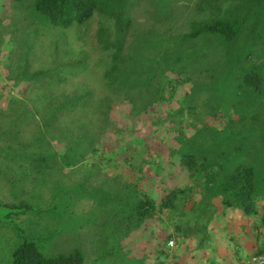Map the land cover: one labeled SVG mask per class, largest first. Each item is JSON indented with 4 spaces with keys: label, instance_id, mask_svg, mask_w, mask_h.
Listing matches in <instances>:
<instances>
[{
    "label": "trees",
    "instance_id": "trees-1",
    "mask_svg": "<svg viewBox=\"0 0 264 264\" xmlns=\"http://www.w3.org/2000/svg\"><path fill=\"white\" fill-rule=\"evenodd\" d=\"M10 1V24L0 20L1 186L99 188L114 205L105 220L117 219L129 242L139 234L149 264H184L189 242L213 252L221 196L255 217L258 244L245 258L264 255L255 169L216 158L215 139L228 127L185 99L194 75L245 67L252 0ZM259 74L246 71L240 88ZM84 260L78 250L48 257L26 242L12 264Z\"/></svg>",
    "mask_w": 264,
    "mask_h": 264
},
{
    "label": "rangeland",
    "instance_id": "rangeland-1",
    "mask_svg": "<svg viewBox=\"0 0 264 264\" xmlns=\"http://www.w3.org/2000/svg\"><path fill=\"white\" fill-rule=\"evenodd\" d=\"M10 2L0 0V20L6 26L10 24ZM14 3L19 8V2ZM249 9V41L242 45L245 67L234 65L207 79L194 75L190 83L193 89L185 99L204 111L205 117L214 113L209 122L217 125L223 121L228 127L215 139V156L230 160L232 165L254 168L264 202V45L259 42H264V0H252ZM94 31V26L89 28L88 40ZM69 42L78 44L74 36ZM218 65L212 68L218 71ZM246 71L249 75L260 73L261 82L253 85L245 81L240 88ZM218 197L213 201V219L207 216L212 219L213 252H202L195 242H189L192 250L184 252V264H209L212 259L236 264L237 258H243L237 263L241 264L255 252L258 241L249 222L255 217L226 208ZM103 198L99 188H3L0 184V264H12L15 250L26 242L35 243L48 257L81 251L83 264H149L147 256L142 260L139 234L129 242L122 237L117 219L111 220L110 215L105 220L114 205L107 206Z\"/></svg>",
    "mask_w": 264,
    "mask_h": 264
},
{
    "label": "built area",
    "instance_id": "built-area-1",
    "mask_svg": "<svg viewBox=\"0 0 264 264\" xmlns=\"http://www.w3.org/2000/svg\"><path fill=\"white\" fill-rule=\"evenodd\" d=\"M169 246L171 248H173L174 247V242L171 241L169 243ZM241 264H264V255L255 254V255L251 256L249 259H246V261L243 260Z\"/></svg>",
    "mask_w": 264,
    "mask_h": 264
},
{
    "label": "crops",
    "instance_id": "crops-1",
    "mask_svg": "<svg viewBox=\"0 0 264 264\" xmlns=\"http://www.w3.org/2000/svg\"><path fill=\"white\" fill-rule=\"evenodd\" d=\"M254 253V252H253Z\"/></svg>",
    "mask_w": 264,
    "mask_h": 264
}]
</instances>
